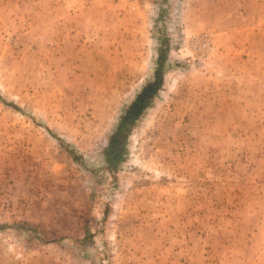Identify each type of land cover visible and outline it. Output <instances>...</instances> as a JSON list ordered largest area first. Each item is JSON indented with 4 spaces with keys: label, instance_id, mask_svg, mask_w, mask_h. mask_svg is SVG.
I'll return each mask as SVG.
<instances>
[{
    "label": "rangeland",
    "instance_id": "obj_1",
    "mask_svg": "<svg viewBox=\"0 0 264 264\" xmlns=\"http://www.w3.org/2000/svg\"><path fill=\"white\" fill-rule=\"evenodd\" d=\"M179 1L0 0V264H264V0L234 58Z\"/></svg>",
    "mask_w": 264,
    "mask_h": 264
},
{
    "label": "crops",
    "instance_id": "obj_2",
    "mask_svg": "<svg viewBox=\"0 0 264 264\" xmlns=\"http://www.w3.org/2000/svg\"><path fill=\"white\" fill-rule=\"evenodd\" d=\"M113 6L115 8L116 5ZM176 9H179L180 12L181 22L180 21L177 22L181 26L183 35L186 36V34L189 32L198 34L200 29H203L206 26H211L213 29L215 28L216 31L222 34L223 37H225L226 43L224 44V46L226 47V51L229 52V56L231 58L236 57L233 51H235L237 43L239 45L242 43V45L245 47L249 46L247 43L248 41L245 38L243 37L236 38L237 36L233 35V31H235L234 29L237 24L230 25L229 23L230 20L233 19V16L235 17L236 13L239 14L238 18H241L244 15L241 9L237 11L234 0H221V1L220 0H182L179 1V6H177ZM174 11L176 10L174 9ZM118 12L121 13L120 9ZM170 15L173 16L174 14L170 13ZM208 15L210 16L214 15L215 17H222L223 20L219 21L217 18V20L214 23L199 21V16L203 17ZM113 16H115L114 18L118 17V15H114V14ZM237 21H239V24H241V22L242 23L244 22V19L236 20L235 23ZM173 50L176 51V49ZM170 51L172 50L170 49ZM180 51H190V50L188 49V47H186L184 43V47L180 49ZM243 53L245 54V52Z\"/></svg>",
    "mask_w": 264,
    "mask_h": 264
},
{
    "label": "trees",
    "instance_id": "obj_3",
    "mask_svg": "<svg viewBox=\"0 0 264 264\" xmlns=\"http://www.w3.org/2000/svg\"><path fill=\"white\" fill-rule=\"evenodd\" d=\"M153 85H155L153 83ZM153 85H149V87H143L141 93L137 96V100L133 102V104L127 109L130 114L127 117L126 115H121L119 123L116 124L114 131L111 133L110 138L108 139V148L106 151V155L104 156L105 160L108 164H111L110 159L112 158L113 162H121L123 160V154L125 151L124 145L126 142V138L129 132V129L134 120V115L138 114V112L143 108V105L148 104L150 101V97L154 94V91H151L150 88H153ZM155 87V86H154ZM6 224H0V229L6 228ZM29 228L30 227H26Z\"/></svg>",
    "mask_w": 264,
    "mask_h": 264
},
{
    "label": "built area",
    "instance_id": "obj_4",
    "mask_svg": "<svg viewBox=\"0 0 264 264\" xmlns=\"http://www.w3.org/2000/svg\"><path fill=\"white\" fill-rule=\"evenodd\" d=\"M130 1V0H128ZM210 35H203L200 39L199 37L190 38V47L197 51H207L210 47Z\"/></svg>",
    "mask_w": 264,
    "mask_h": 264
}]
</instances>
